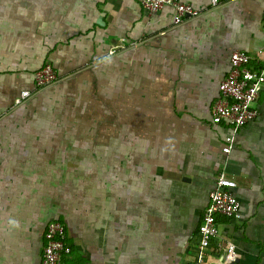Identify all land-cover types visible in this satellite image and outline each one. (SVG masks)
Returning a JSON list of instances; mask_svg holds the SVG:
<instances>
[{
    "label": "crops",
    "instance_id": "crops-1",
    "mask_svg": "<svg viewBox=\"0 0 264 264\" xmlns=\"http://www.w3.org/2000/svg\"><path fill=\"white\" fill-rule=\"evenodd\" d=\"M181 1L203 15L176 26L141 0H0V264H40L53 220L64 264H264V90L242 128L212 112L232 53L264 62V0ZM46 63L60 80L39 91ZM221 174L241 219L219 216L203 249Z\"/></svg>",
    "mask_w": 264,
    "mask_h": 264
},
{
    "label": "built area",
    "instance_id": "built-area-1",
    "mask_svg": "<svg viewBox=\"0 0 264 264\" xmlns=\"http://www.w3.org/2000/svg\"><path fill=\"white\" fill-rule=\"evenodd\" d=\"M237 0H211V8L223 4L234 3ZM148 14L153 15L165 7L175 11L174 24L182 25L186 20L197 19L203 11L185 4L181 0H141ZM59 75L51 63H46L35 75L36 87L39 91L58 83ZM264 90V62L254 63L252 57L241 51L231 55V69L219 87L220 96L212 107L213 118L216 122H224L235 128H242L254 122L259 116V110L254 106ZM32 97L29 91H22L15 99L16 107L26 103ZM230 138L223 148L224 153L231 150ZM237 183L221 174L210 194V203L199 227L201 247L208 249L220 235L219 216L232 220L241 219V202L235 194ZM44 249L40 264H64L63 258L71 254L72 249L66 243V226L59 220H53L44 234ZM229 262H236L239 254L233 242L226 246ZM203 255L197 258L195 264H202Z\"/></svg>",
    "mask_w": 264,
    "mask_h": 264
}]
</instances>
